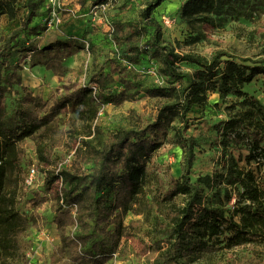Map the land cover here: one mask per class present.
Wrapping results in <instances>:
<instances>
[{
    "label": "trees",
    "instance_id": "trees-1",
    "mask_svg": "<svg viewBox=\"0 0 264 264\" xmlns=\"http://www.w3.org/2000/svg\"><path fill=\"white\" fill-rule=\"evenodd\" d=\"M105 1L94 0L93 3L98 5ZM164 1L151 0L142 11L140 22L118 21L116 29L127 28L125 36L122 33L125 40L143 36L153 29L152 37L142 47H131L134 53H126L122 58L130 64L140 63L145 55L156 59L160 72L170 84L150 87L146 92L150 96H176L177 101L163 105L155 119L145 126L111 133L102 148L84 142L71 161L72 168L63 165L64 160L57 159L50 148L41 152L42 160L56 166L46 169L44 182L49 188H58L59 202L53 221L61 231L63 246L68 247L70 258L76 264H106L121 239L132 234L137 221L131 220L125 225L124 217L133 210L139 193L151 179L150 157L170 138L183 150V174L171 180L161 198L156 199L159 217L148 248L157 254L148 257L145 264H191L216 245L231 249L250 242H264V188L257 175L261 172L264 175V104L243 90V85L254 76H264V58L253 61L225 49H216L210 56L176 51L173 45L163 43L162 25L154 15ZM251 1L188 0L182 12L189 15L193 3L200 2L210 9L226 5L234 12L243 13ZM28 7L24 28L38 16L37 1L28 0ZM2 14L12 19L16 17L17 9L11 0H0ZM12 39L0 52V188L12 161L19 162L22 158L19 143L46 127L66 106L76 108L93 91L92 87L82 86L46 100L29 91L10 109L7 92L15 83L21 84L22 79L16 67L10 69V61L6 59L11 54L9 42ZM248 61L253 65L247 64ZM182 62L195 68L184 69L180 66ZM44 64L51 69L61 68L59 61ZM119 68L117 61L112 60L109 72L92 75L91 83L97 85L90 97L94 104H121L130 95L132 82L125 77L121 78L125 86L122 91L114 92L109 87ZM210 91H218L225 103L230 94L240 100L228 102V118L215 125L221 146L217 168L193 182L191 171L197 158V141L186 133L191 124L187 114L195 104L205 106ZM177 116L182 125L175 127V134L171 136ZM243 150L247 151L245 156ZM235 151H239L238 157ZM243 159L248 166L256 163L257 169L242 167ZM88 162H94V167L81 171L82 164ZM59 179H62L60 188L56 185ZM201 186L212 193L205 203L201 202ZM179 194L189 196L183 207L166 204ZM75 205L76 214L72 212ZM29 222L30 218L15 207L0 212V248L20 247L21 234L27 230ZM75 223L77 231L67 234L66 227Z\"/></svg>",
    "mask_w": 264,
    "mask_h": 264
},
{
    "label": "rangeland",
    "instance_id": "rangeland-1",
    "mask_svg": "<svg viewBox=\"0 0 264 264\" xmlns=\"http://www.w3.org/2000/svg\"><path fill=\"white\" fill-rule=\"evenodd\" d=\"M17 9L15 18L0 15V52L9 39L11 54L10 69L16 67L21 74V84L15 83L7 92L10 109L29 91L43 99L58 96L82 86L92 87L85 100L76 108L66 106L46 127L19 143L22 158L12 161L6 179L0 188V212L15 207L30 218L28 228L21 234L20 247L0 248V264H76L70 258L68 247L63 246L61 231L54 223L58 207V188H51L44 182L47 168H56L40 158L41 152L51 149L57 159L73 160L78 147L84 142L102 148L108 135L122 128H138L152 122L159 109L177 101L176 96H150L146 89L158 85H169L160 72V63L149 55L143 56L138 64H130L123 55L134 53L133 46L142 47L153 35L148 33L131 40L122 38L127 28L116 29L118 21L140 22L142 11L151 0H106L95 5L94 0H59L52 5L50 0L37 1V14L24 28L29 13L28 0H11ZM188 0H165L154 12L163 30V43L173 45L178 52H198L210 56L216 49H225L236 56L249 57L253 61L264 58V1L252 0L248 9L237 13L226 5L208 8L199 2L192 6L189 15H183L182 8ZM198 1V0H197ZM17 32H20L16 35ZM59 43V45H58ZM63 43H67L65 46ZM51 47V48H50ZM32 49V50H30ZM224 59H227L226 57ZM59 61L61 68H47L44 62ZM112 60H116L119 71L115 81L109 84L114 92L125 89L121 78L132 84L129 96L121 104L96 105L90 100L97 90L91 83L94 73L109 72ZM247 64L253 65L248 61ZM184 69L195 68L182 62ZM243 90L257 97L264 104V76L258 74ZM240 98L230 94L228 102ZM205 106L195 104L187 117L191 120L187 134L197 141L196 161L191 179L212 174L217 168L221 146L216 124L227 119L228 104L223 102L218 91L208 93ZM182 125L179 116L173 121L170 135L175 127ZM46 129V130H44ZM244 156L247 154L243 150ZM236 157L239 151H235ZM184 154L182 148L168 139L149 160L150 181L138 195L137 204L124 217V224L137 221L132 234L124 236L106 264H145L151 252V244L159 212L156 199L169 187L171 180L183 174ZM63 161V163H64ZM71 164V163H70ZM66 164L69 168L72 165ZM32 165L38 171L37 180L28 185ZM244 168L257 169L256 163ZM94 162L82 164L81 171H89ZM264 188V175L257 173ZM202 201L207 202L211 191L201 186ZM187 194H179L166 204L181 208L188 200ZM234 201V200H233ZM230 202V207L232 206ZM78 225L66 227L67 234H74ZM191 264H264V242H250L234 248L216 245L199 261Z\"/></svg>",
    "mask_w": 264,
    "mask_h": 264
},
{
    "label": "built area",
    "instance_id": "built-area-1",
    "mask_svg": "<svg viewBox=\"0 0 264 264\" xmlns=\"http://www.w3.org/2000/svg\"><path fill=\"white\" fill-rule=\"evenodd\" d=\"M59 0H50V2L52 3V5H56L57 2ZM72 161L71 157L69 159H67L66 161H64L63 165H66V164H70ZM67 166V165H66ZM37 176H38V171L36 169V166L35 165H32V167L30 168V171H29V174H28V177L26 178V182L27 184L30 186V185H33L36 180H37ZM56 185L60 188L62 186V179H59L56 183ZM76 205L73 207V213L76 214Z\"/></svg>",
    "mask_w": 264,
    "mask_h": 264
}]
</instances>
